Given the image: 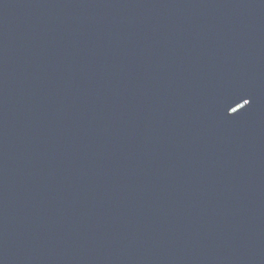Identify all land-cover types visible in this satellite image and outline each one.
I'll use <instances>...</instances> for the list:
<instances>
[{"label": "water", "instance_id": "water-1", "mask_svg": "<svg viewBox=\"0 0 264 264\" xmlns=\"http://www.w3.org/2000/svg\"><path fill=\"white\" fill-rule=\"evenodd\" d=\"M0 264H264V0H0Z\"/></svg>", "mask_w": 264, "mask_h": 264}]
</instances>
